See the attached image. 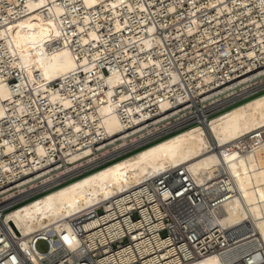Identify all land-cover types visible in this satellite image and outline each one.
I'll use <instances>...</instances> for the list:
<instances>
[{"label": "built area", "instance_id": "built-area-1", "mask_svg": "<svg viewBox=\"0 0 264 264\" xmlns=\"http://www.w3.org/2000/svg\"><path fill=\"white\" fill-rule=\"evenodd\" d=\"M126 3L145 9L124 10L120 31L104 22L110 39L99 61H110L101 70L120 82L107 85L77 71L53 82L61 94L56 101L22 98L25 111L1 123L0 141L12 149L0 145V264H190L250 248L235 249L232 230L208 214L235 192L223 179L214 187L197 185L184 166L67 217L68 243L53 231L51 239L39 231L23 239L2 223L39 195L264 92V0ZM223 5L230 9L218 13ZM143 37L159 44L141 50ZM110 89L121 126L116 132L100 113ZM257 137L249 141L256 145ZM20 240L32 254L46 241L47 257L29 258Z\"/></svg>", "mask_w": 264, "mask_h": 264}, {"label": "bare ground", "instance_id": "bare-ground-1", "mask_svg": "<svg viewBox=\"0 0 264 264\" xmlns=\"http://www.w3.org/2000/svg\"><path fill=\"white\" fill-rule=\"evenodd\" d=\"M144 9L143 3L126 0H1L0 134L6 124L1 126L2 121L25 111L22 98L31 101L48 95L56 101L61 94L53 82L68 81L72 73L82 71L89 80L101 79L107 85L120 82L119 76H108L101 70L102 66L111 68L110 61L99 62L110 39L102 26L112 21L110 30L120 31L126 27L119 20L124 10L141 14ZM229 9L223 5L217 12ZM153 44H159V40L143 37L137 47L142 50ZM111 93L112 89L100 113L108 129L116 132L121 126ZM253 134L258 136L256 145L249 141ZM0 145L6 151L12 149L7 140L0 141ZM179 166L186 167L199 186L214 187L223 179L235 192L208 214L222 228L232 230L235 249L250 246L232 257L214 254L190 264H264V92L203 124L169 135L45 192L10 210L2 223L14 232L18 229L23 239L38 231L51 239L53 231L68 243L63 234L68 229L67 217L104 202L147 177ZM20 242L29 258L42 262L40 259L47 257L40 251L32 254Z\"/></svg>", "mask_w": 264, "mask_h": 264}, {"label": "rangeland", "instance_id": "rangeland-1", "mask_svg": "<svg viewBox=\"0 0 264 264\" xmlns=\"http://www.w3.org/2000/svg\"><path fill=\"white\" fill-rule=\"evenodd\" d=\"M48 248V244L46 241L44 240H40L38 241L37 243V249L40 251V252H45Z\"/></svg>", "mask_w": 264, "mask_h": 264}]
</instances>
